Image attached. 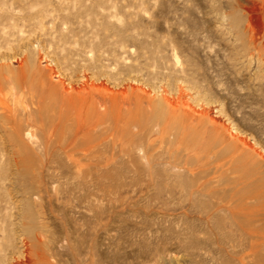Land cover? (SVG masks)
<instances>
[{"label":"rangeland","instance_id":"rangeland-1","mask_svg":"<svg viewBox=\"0 0 264 264\" xmlns=\"http://www.w3.org/2000/svg\"><path fill=\"white\" fill-rule=\"evenodd\" d=\"M34 229L264 264V0H0V264Z\"/></svg>","mask_w":264,"mask_h":264},{"label":"bare ground","instance_id":"bare-ground-1","mask_svg":"<svg viewBox=\"0 0 264 264\" xmlns=\"http://www.w3.org/2000/svg\"><path fill=\"white\" fill-rule=\"evenodd\" d=\"M84 90V89H83ZM100 100H102V104H105L106 103V98L104 97H98V96H94L92 97V101L93 102H101ZM178 102V100H177ZM174 103H176L175 101L172 102V103H168L169 105V108L174 111L176 110L177 108L174 107ZM100 104V103H99ZM89 106V105H88ZM91 107V106H90ZM101 107V106H100ZM178 107V106H177ZM183 107L184 108H188L189 107L187 106V104H183ZM89 108V107H87ZM191 109V108H190ZM191 112H194V111H191ZM186 114V113H185ZM210 122H212L213 124H215L216 121H213L212 119H209ZM135 121V120H134ZM138 124V123H137ZM146 125V124H145ZM142 126V125H141ZM138 127V126H137ZM147 127V126H145ZM141 130V129H140ZM163 134V132H162ZM85 135V133H84ZM87 136V135H86ZM28 137V136H27ZM88 139V137H86ZM243 144L246 146L245 142H243ZM89 151V150H88ZM113 152V151H112ZM115 153V152H114ZM88 156V154H87ZM89 158V156H88ZM97 159V158H96ZM138 160V159H137ZM111 168V167H110ZM106 171V170H105ZM105 173V172H104ZM50 178V177H49ZM48 178V179H49ZM52 178V177H51ZM56 189V188H55ZM57 190V189H56ZM59 190V189H58ZM57 190V192H58ZM60 191V190H59ZM28 192V191H27ZM43 192V191H42ZM55 192V191H54ZM61 192V191H60ZM68 192V191H67ZM31 193V192H30ZM35 191H34V194H32L33 196L35 195ZM52 193V192H51ZM49 194V192H48ZM71 194V193H70ZM79 194V192L77 193ZM82 194V193H81ZM64 195V194H63ZM69 195V194H68ZM62 195L58 194L55 192V194L53 195V198H58L60 199ZM81 196V195H80ZM52 197V196H51ZM64 197V196H63ZM78 197V196H77ZM76 197V199H77ZM83 198V197H82ZM75 199V200H76ZM43 201V200H42ZM73 201V200H72ZM54 202V199L52 201V203ZM59 202V200H58ZM74 202V201H73ZM62 204V202H60ZM59 203V204H60ZM58 204V205H59ZM67 204V203H66ZM54 206V204H52ZM51 206V205H50ZM67 207V206H66ZM27 214V213H26ZM68 222V221H67ZM22 226V225H21ZM46 229V228H45ZM73 229V228H72ZM77 229V228H76ZM25 230L22 231L21 233V239H20V246L19 248L16 250H12L11 249V252L9 253L8 257L6 258L7 262H9L8 264H66V263H61L60 262V258L56 259L55 257L57 255H60L62 257V255H64V253H66L68 250H67V247L65 245H62V246H59V248L57 250H54V246L53 248L51 249L52 245H49L51 240H47L45 239V241L47 240L46 243H43L44 240L43 238L44 235L42 234V232L40 231H36L34 229V232L31 233L30 231H27L24 233ZM95 233V232H94ZM18 235V234H17ZM72 237V233L69 232V231H66V232H61L59 234V236L55 239V242L56 243H59V242H64V241H67L68 238ZM75 237V236H74ZM19 238V237H18ZM78 241L75 242L74 246L72 247V250H74L76 253H80L81 254V251H82V247H83V244H84V238L81 239H77ZM16 241V240H15ZM71 243V242H70ZM17 245L19 243H16ZM97 235L96 234H93V238H92V242H91V247H92V256L96 257L94 258L93 260H87L85 261V258H84V261H80V260H83V259H80L77 263L75 264H98L97 262V255H98V249H97ZM6 250V248L4 249ZM53 250V251H51ZM259 251V250H258ZM73 251H71V248L69 246V253H72ZM74 252V253H75ZM73 254V253H72ZM3 255V254H2ZM74 255V254H73ZM73 257V256H72ZM85 257V256H84ZM87 258V257H86ZM4 259V258H3ZM72 259V258H71ZM66 262V261H65ZM71 263V262H70Z\"/></svg>","mask_w":264,"mask_h":264}]
</instances>
